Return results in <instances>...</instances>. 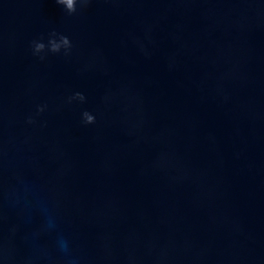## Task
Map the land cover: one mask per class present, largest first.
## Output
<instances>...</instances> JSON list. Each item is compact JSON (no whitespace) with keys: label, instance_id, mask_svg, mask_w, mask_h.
<instances>
[{"label":"water","instance_id":"95a60500","mask_svg":"<svg viewBox=\"0 0 264 264\" xmlns=\"http://www.w3.org/2000/svg\"><path fill=\"white\" fill-rule=\"evenodd\" d=\"M76 8L0 0V264H264V0Z\"/></svg>","mask_w":264,"mask_h":264},{"label":"clouds","instance_id":"9594fccd","mask_svg":"<svg viewBox=\"0 0 264 264\" xmlns=\"http://www.w3.org/2000/svg\"><path fill=\"white\" fill-rule=\"evenodd\" d=\"M91 2V0H56V3L58 5L64 6L66 12L69 15H72L76 13L77 8L76 5L79 3L82 8H86L88 4ZM57 33L52 32L50 34L49 40H48V45L46 46L41 40H34L32 41V52L33 55L39 56L41 60H43L45 57L41 55V53H45L46 47L47 51L52 53V54H59L61 50H64V54L67 56L70 54L71 50V42L68 39V37L64 35H59L58 40H57ZM86 97L80 93L76 92L73 96L68 98V103H72L73 101H79L81 103L85 102ZM46 106H38L37 107V114L39 115L40 113H43L45 111ZM82 120L84 124L86 125H91L95 123V117L90 114L89 112L85 111L82 113ZM28 124H33L35 123L34 119L29 118L27 120ZM3 217L0 216V223L3 222ZM55 229V221L51 216H47L44 219V222L41 226V229L39 232L35 233L34 235L36 236H41L45 233L52 232ZM11 235H15L18 231V228L16 226H12L9 229ZM56 248L57 250L61 253L64 254L65 256H70L71 255V247H70V242L66 240L65 238H58L56 241ZM0 258H6L3 252H0Z\"/></svg>","mask_w":264,"mask_h":264}]
</instances>
